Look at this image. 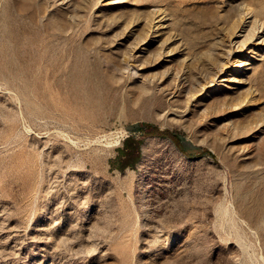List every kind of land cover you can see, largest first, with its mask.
<instances>
[{"label":"rangeland","instance_id":"1","mask_svg":"<svg viewBox=\"0 0 264 264\" xmlns=\"http://www.w3.org/2000/svg\"><path fill=\"white\" fill-rule=\"evenodd\" d=\"M0 264H264V0H0Z\"/></svg>","mask_w":264,"mask_h":264},{"label":"trees","instance_id":"2","mask_svg":"<svg viewBox=\"0 0 264 264\" xmlns=\"http://www.w3.org/2000/svg\"><path fill=\"white\" fill-rule=\"evenodd\" d=\"M130 134L123 140L122 146L118 148V153L114 158H111L112 168L125 169L134 167L141 157V147L143 138H139L137 132H144V135H159L171 139L175 145L188 157L194 158L199 155L209 154L212 152L209 149H201L200 152H195L196 147L186 139L185 134L178 129H160L156 125L140 122L129 126Z\"/></svg>","mask_w":264,"mask_h":264},{"label":"bare ground","instance_id":"3","mask_svg":"<svg viewBox=\"0 0 264 264\" xmlns=\"http://www.w3.org/2000/svg\"><path fill=\"white\" fill-rule=\"evenodd\" d=\"M234 79H235V77H234Z\"/></svg>","mask_w":264,"mask_h":264}]
</instances>
